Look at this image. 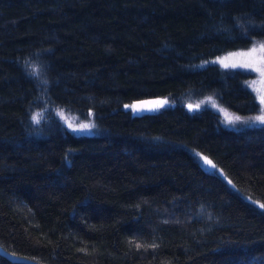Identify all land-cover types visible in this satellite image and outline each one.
Instances as JSON below:
<instances>
[{"label": "trees", "instance_id": "1", "mask_svg": "<svg viewBox=\"0 0 264 264\" xmlns=\"http://www.w3.org/2000/svg\"><path fill=\"white\" fill-rule=\"evenodd\" d=\"M259 41L264 0H0V264H264V128L188 108L257 114L213 62Z\"/></svg>", "mask_w": 264, "mask_h": 264}, {"label": "snow or ice", "instance_id": "2", "mask_svg": "<svg viewBox=\"0 0 264 264\" xmlns=\"http://www.w3.org/2000/svg\"><path fill=\"white\" fill-rule=\"evenodd\" d=\"M257 53L260 55L257 56ZM246 58L243 60L233 59L231 56L219 59L217 63H219L224 68H245L251 69L254 72L260 74L261 80L260 84L261 87H255V81L251 82V85L254 88V91L257 93V99L259 104L261 105V115L255 117V120L259 121L260 123H264V42H257L256 45L252 47V49L243 54ZM168 100H149V101H140L137 103H133L131 105H125L126 108H131L134 113L143 112V111H155L159 108L164 107L168 104ZM201 103H209L213 108H217L225 118V121L229 124L234 123L235 121L240 120L239 116H234L233 114L229 113L226 109L220 107L217 102L212 98L208 97L206 101H202ZM201 107V104H189L188 108L190 111L198 110ZM61 116H64V113H60ZM33 120L39 123V114L33 116ZM65 121L69 128L73 131L83 132L86 130H90L92 125L87 123H80L75 124L73 121L68 120L65 117ZM203 162L208 165L210 168L215 169L216 165L208 159L206 156H200ZM230 183V182H229ZM259 207L264 209V204H259Z\"/></svg>", "mask_w": 264, "mask_h": 264}, {"label": "rangeland", "instance_id": "3", "mask_svg": "<svg viewBox=\"0 0 264 264\" xmlns=\"http://www.w3.org/2000/svg\"><path fill=\"white\" fill-rule=\"evenodd\" d=\"M259 42H264V41H259ZM256 44H257V42H255V43H254L249 49H246V50H242V51H238V52H233V53L225 54V55H223L222 57L216 59V60L213 62L215 65H217L220 69H222V70H224V71H230V72H236V71H238V72H241V73H244L245 75H247L248 80L246 81V87H247V88H248V89L254 94L255 99H256V101H257V103H258V105H259V111H258L257 114L252 115V116H249V117H241V116L237 115L236 113H234L232 110H230V109H228L227 107H225L220 101L214 99L220 107L226 109L229 113L233 114L234 116H239V117L241 118L240 120L235 121L234 123L229 124V123H227V122L225 121V118H224V116H223V113H221L217 108H213V107L211 106V104H209V103H201V105H207L209 109H211L212 111H214L215 113H217V114L220 116V118H221L222 126H223L224 128H226V129H228V130H240V129H256V128H264V123H260L259 121L255 120V117H256V116L262 114V113H261V105L259 104V101H258V99H257V93L254 91V88H253L252 86H250V85H251V82L255 81V82H256V83H255V87H257V88L261 87V84H260V80H261L260 74L257 73V72L252 71L251 69H245V68H239V67H237V68H224V67H222L219 63H217V61H218L219 59H222V58H225V57H229V56H231L233 59L243 60V59L246 58L243 54L249 52V51L252 49V47H253L254 45H256ZM259 55H260V54L257 53V56H259ZM207 99H208V98H207ZM207 99H206V100H207ZM206 100H205V101H206ZM167 105H168V104H166L165 106H167ZM165 106H164V107H165ZM162 108H163V107H162ZM162 108H159V109H162ZM159 109H157V110H159ZM146 112H148V111H143V112H141V114H142V113H146ZM65 117H66L68 120H71V121H73L75 124H77L75 119H73V118H71V117H69V116H64V117H62V119H63V121H64V123H65V125H66L67 127H68V125H67V123H66V121H65ZM77 125H78V124H77ZM68 129L72 130V129L69 128V127H68ZM72 131H73V130H72ZM74 132L77 133L78 135H80V134H86V133H90V132H91V129H90V130L83 131V132H78V131H74ZM200 156H201V155H197V158H198V161H199L201 167H202L205 171H207V172H209V173H213V174H219V175H222V174H221L222 172H221L220 169H218L217 167H216L215 169L210 168L208 165H206V164L203 162V160L200 158ZM202 156H203V155H202Z\"/></svg>", "mask_w": 264, "mask_h": 264}, {"label": "water", "instance_id": "4", "mask_svg": "<svg viewBox=\"0 0 264 264\" xmlns=\"http://www.w3.org/2000/svg\"><path fill=\"white\" fill-rule=\"evenodd\" d=\"M135 115L141 114V112L134 113ZM18 262L23 263V264H40L35 261L27 260V259H17Z\"/></svg>", "mask_w": 264, "mask_h": 264}]
</instances>
